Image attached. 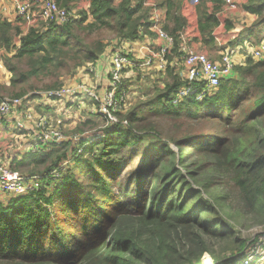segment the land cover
<instances>
[{
  "label": "trees",
  "instance_id": "trees-1",
  "mask_svg": "<svg viewBox=\"0 0 264 264\" xmlns=\"http://www.w3.org/2000/svg\"><path fill=\"white\" fill-rule=\"evenodd\" d=\"M54 1L79 18L43 31L0 19V89L23 84L15 97L56 89L37 84L94 64L103 31L120 41L140 29L152 35L148 10L133 0ZM211 1L212 11L206 0H156L174 58L181 32L202 50L264 41V0L243 6L249 25L221 27L222 4ZM162 84L127 113V127L93 130L84 154H94L72 164L69 144L18 159L27 137L19 133L5 160L41 178L37 190L0 201V264H203L204 255L241 264L249 241L239 228L264 225V60L235 65L201 100L173 104L181 87L173 67Z\"/></svg>",
  "mask_w": 264,
  "mask_h": 264
},
{
  "label": "built area",
  "instance_id": "built-area-1",
  "mask_svg": "<svg viewBox=\"0 0 264 264\" xmlns=\"http://www.w3.org/2000/svg\"><path fill=\"white\" fill-rule=\"evenodd\" d=\"M4 1L12 8V22L20 25L24 31L30 28L43 31L50 22L61 25L79 18L76 7L66 10L59 7L54 0ZM220 2L222 8L216 17L221 27L225 19H231L238 12V3L237 0ZM135 4L148 10L149 30L152 35L140 29L139 38L134 41L116 39L106 46L104 53L94 64L87 63L78 69L68 85L23 97L1 98L0 134L8 137L7 134L10 133L12 137L9 138H14L15 134L27 133L24 154H39L51 146L69 144L71 163L72 160L83 157V147L87 140L83 142L81 135L66 134L63 120L51 116L49 109L53 107L50 105L70 103V108L78 113L99 119L102 123L100 128L116 125L127 127L128 121L120 117L126 105V91L122 90L125 88L122 81L127 73L133 74V70H148L165 75L167 69L173 67L176 78L181 83L173 101L175 105L184 98L201 100L205 95H210L222 80L230 79L234 75L235 65H243L247 58L254 61L264 60V41L253 43L249 40L236 48L223 47L219 52V59L213 60L207 54L196 50L184 32L177 35V57L174 58L175 40L163 29L165 16L156 0H133L132 5ZM244 52H247L246 56ZM105 53H108L107 58L104 57ZM235 55H238L236 60ZM102 60L108 64L106 71L98 69L97 63ZM241 61L244 62L239 63ZM2 69L0 63V71ZM58 176V170L50 174L53 178ZM40 178L41 176L23 175L12 170L4 161V154L0 155V193L5 197L27 195L37 190ZM260 240V236H256L249 241L250 246L259 244ZM205 258L206 255L203 260ZM258 260V256L251 253L243 259V263L249 264Z\"/></svg>",
  "mask_w": 264,
  "mask_h": 264
},
{
  "label": "rangeland",
  "instance_id": "rangeland-1",
  "mask_svg": "<svg viewBox=\"0 0 264 264\" xmlns=\"http://www.w3.org/2000/svg\"><path fill=\"white\" fill-rule=\"evenodd\" d=\"M157 2H158V0H157ZM242 10H243V8H242ZM163 14H164V10H163ZM13 16L14 15L11 12V18L14 20ZM2 18H3V15L0 13V19H2ZM248 22L249 21H247V24H248ZM102 35H103V40L105 41V43L107 45L116 40L115 36L108 34V32L103 31ZM197 46L198 47L195 46L197 48V50L201 51L202 50L201 47L199 48V45H197ZM220 50H221L220 47H215L214 49H206V50H202L201 52L207 54L213 60H218ZM244 54L246 56L247 52H244ZM237 57H238V55H235V60L237 59ZM242 62H244V61H241L239 63H242ZM133 71H134L133 72L134 77H136L137 79L139 78L137 81H139L141 78L142 82H140L141 83L140 85H137V84L136 85H129V87L127 86V83H124L125 88L122 90L126 91V95L124 96V97H126V101H125L126 105H125V108L123 109V113H121V115H120L122 118H124L127 115V113L130 110H132L135 106L141 105L143 103H146V102L152 100L154 98V96L156 95V91H155L156 88L157 87H163L162 79H164L165 75L156 73L154 71H148V70H145V71L133 70ZM147 73H149L148 76H147ZM75 74H76L75 72H69V74L63 73V74H60L59 77H56L54 75L53 76L49 75L46 78H44V80H42L41 83H38L37 85H38L39 89H42L43 84L57 83L58 86L68 85L73 81ZM129 79H131V78L129 77L125 81H127ZM21 86H23V84ZM21 86H18L15 88L8 86L2 90L0 89V99L3 97H15V95L18 93V91L20 89L19 87H21ZM66 105H68V104L57 103L56 105H50L53 107V108L49 109L50 112H52L51 116L52 117L55 116V117H58L61 120H63L64 131L66 134H68V135H73V134L81 135V137L84 138L83 142L86 140L88 141L89 137L91 136V132L93 130H96V129L102 127V123L100 122L99 119L89 117L86 114L78 113L76 110H74V108H72V107L70 108V106H66ZM84 122L86 124H84ZM72 125H75V126L73 128H71ZM71 129H73L74 131H72ZM1 135L2 134H0V139L3 138V137H1ZM8 138L6 136H4V138L2 140H0V155L2 153H4L6 157H7V155H11L13 153H16L15 147L11 146V142L8 140ZM9 139H13V138H9ZM85 147L86 146H84L83 149ZM93 154L94 153H87V154H84L82 158H77V159L82 160V159H85L87 157H91ZM2 159H3V157H2ZM76 160H74V161H76ZM74 161L72 160L71 164L74 163ZM5 162L7 164H9V167H10L11 161L5 160ZM131 169H132V167L128 166L124 170H125V172H129V171H131ZM12 170H14V169H12ZM14 171H16L20 174H23V175H28V176H37V174H38L34 171H25L22 169H17ZM124 178L125 177H123V179ZM239 229H240V232L238 235H240L242 238H244L247 241H252L254 238H256V236H260V239H261L260 241H258L259 244H254L253 246H250L251 242H248V244H247L248 247L246 250L247 254H245L242 258H240L241 264H244V263H242L243 259H245L247 257V255L249 256L251 253L255 254V257L258 256L259 260L254 261V262L252 261V263H249V264H264V227H263V225H260V226L253 225V226H250L249 228H239ZM203 264H212L211 259L207 255H206V258L203 260Z\"/></svg>",
  "mask_w": 264,
  "mask_h": 264
},
{
  "label": "crops",
  "instance_id": "crops-1",
  "mask_svg": "<svg viewBox=\"0 0 264 264\" xmlns=\"http://www.w3.org/2000/svg\"><path fill=\"white\" fill-rule=\"evenodd\" d=\"M246 2H247V0H237V3H238V12H236L233 16H232V18L230 19L231 21H233V22H239V23H242V24H246V25H249L250 23V20H249V18L247 17V15H246V13L245 12H243V10H242V8H243V6L246 4ZM9 4L8 3H6L4 0H0V13L3 15V18L2 19H6V20H8V21H13V19L11 18V12H12V8H11V6L9 7L8 6ZM216 4H214L211 0H206V4H205V6L208 8V10L209 11H212L213 9H214V6H215ZM163 12V11H162ZM13 14V13H12ZM14 15V14H13ZM164 15V14H163ZM245 15V16H244ZM244 16V17H243ZM13 18H14V16H13ZM248 18V19H247ZM247 21H249L248 22V24H247ZM22 28V27H21ZM189 39H190V37H189ZM219 42V41H218ZM220 43V42H219ZM191 44L193 45V47L197 50V48L196 47H198L197 45H199L198 43H196V44H194L193 42H191ZM196 46V47H195ZM199 48H200V45H199ZM133 50H136V49H133ZM199 51V50H198ZM202 51V50H201ZM135 52V51H134ZM104 57H108V53H105V55H104ZM97 65H98V69L99 70H102V71H106L107 70V68H108V64H107V62L105 61V60H102L99 64L97 63ZM131 74H132V72H130V73H127L126 75H125V78H124V80L122 81V85L125 87V84L124 83H127V86L129 87V85H140L141 83L140 82H142L141 81V78H140V80L139 81H137L138 79L136 78V77H134V73L132 74V76H131ZM143 76V75H142ZM131 78V79H129V80H127V81H125L127 78ZM86 79V78H85ZM87 80V79H86ZM16 135V136H15ZM14 136V138L13 139H9L8 137H12V134H10V133H8L7 134V138H8V140L11 142V146H15V143H16V141L18 140V137H19V133L18 134H15ZM4 136H6V135H1V137H3L4 138ZM3 138H1L0 140H2ZM12 140V141H11ZM21 144L22 145H24L25 146V139L21 142ZM2 145V144H1ZM23 150H24V148L23 149H19L18 151H17V157H18V159H20V157H22V154H24L23 153ZM4 154V153H3ZM13 155H15V153H13V154H11V156H13ZM4 161H5V154H4ZM9 165V164H8ZM4 199H5V195H3V194H1L0 193V201H4Z\"/></svg>",
  "mask_w": 264,
  "mask_h": 264
}]
</instances>
